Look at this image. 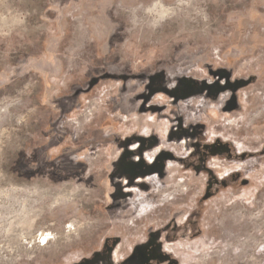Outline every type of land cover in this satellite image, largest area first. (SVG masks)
I'll use <instances>...</instances> for the list:
<instances>
[{
	"label": "rangeland",
	"instance_id": "1",
	"mask_svg": "<svg viewBox=\"0 0 264 264\" xmlns=\"http://www.w3.org/2000/svg\"><path fill=\"white\" fill-rule=\"evenodd\" d=\"M0 264H264V0H0Z\"/></svg>",
	"mask_w": 264,
	"mask_h": 264
}]
</instances>
